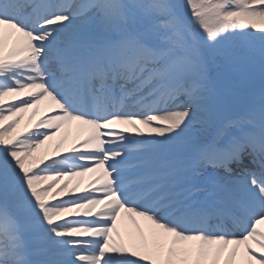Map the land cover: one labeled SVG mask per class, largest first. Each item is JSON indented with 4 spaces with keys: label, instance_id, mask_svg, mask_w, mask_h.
Returning a JSON list of instances; mask_svg holds the SVG:
<instances>
[{
    "label": "snow or ice",
    "instance_id": "1",
    "mask_svg": "<svg viewBox=\"0 0 264 264\" xmlns=\"http://www.w3.org/2000/svg\"><path fill=\"white\" fill-rule=\"evenodd\" d=\"M230 76L244 111L194 133ZM262 225L264 0H0V264H264Z\"/></svg>",
    "mask_w": 264,
    "mask_h": 264
},
{
    "label": "bare ground",
    "instance_id": "2",
    "mask_svg": "<svg viewBox=\"0 0 264 264\" xmlns=\"http://www.w3.org/2000/svg\"><path fill=\"white\" fill-rule=\"evenodd\" d=\"M73 3H79L80 0H71ZM174 2L179 3L181 5L184 4V0H174ZM75 23H79L76 21ZM225 85L222 87L223 91L220 95L225 98L224 100L229 104H233L235 102L245 103L247 104V93L249 92L250 88L252 87V82L248 79L230 76L223 81H221ZM255 87L258 90L259 85ZM13 97H6L5 102L9 100H13ZM246 107V106H245ZM225 108V110L227 109ZM34 110V109H33ZM48 109L46 103H42L39 106V110H34L35 115L33 113L31 115L23 113V119L20 121V124L16 127L14 135L20 132H26L27 130L31 129L33 125L43 116ZM217 113H209L207 110V105L204 106L203 110L198 113V119L192 125V131L196 134L207 136L208 131L212 127V123L216 118ZM67 131V138L63 139L65 132ZM146 131V130H145ZM210 135V134H209ZM55 138L49 140L48 142L45 141L43 145H41L38 149L33 152V157L42 158L44 160H48L50 157L60 156L59 155V148L63 144H68L69 146H73L74 144H78L80 139L83 138L82 134H78L76 130V124L73 122L70 126H66V128H62L60 132H57L54 135ZM59 145V147H58ZM99 173H85L83 177H73L71 183L68 184V188L66 189L65 193H62L61 196H67L68 192H73L74 195L82 194L84 190L87 188L88 190H92L94 188H100L102 181L97 184H92L91 181L96 179V176ZM67 178L64 179L65 180ZM74 190V191H73ZM81 212L84 210L81 209ZM94 212L99 211V206L93 210ZM264 227V226H263ZM117 230L121 233L120 239H123L127 242V222L121 223V221H117ZM115 236V234H114ZM239 260V256L237 258Z\"/></svg>",
    "mask_w": 264,
    "mask_h": 264
},
{
    "label": "rangeland",
    "instance_id": "3",
    "mask_svg": "<svg viewBox=\"0 0 264 264\" xmlns=\"http://www.w3.org/2000/svg\"><path fill=\"white\" fill-rule=\"evenodd\" d=\"M255 83L257 84L258 83V85H259V79H258V77H257V79H256V81H255ZM221 87H225V85L223 84V83H219L218 84V86H217V90L219 91V90H221L222 88ZM220 99H221V95H220ZM220 99H218V100H220ZM244 105V104H243ZM242 106L241 105H239V103L237 104V105H235L233 108H231V110H233V109H235V110H239L240 108H241Z\"/></svg>",
    "mask_w": 264,
    "mask_h": 264
}]
</instances>
